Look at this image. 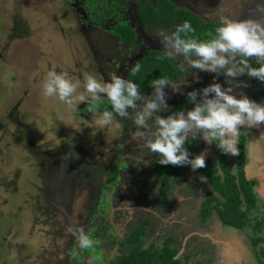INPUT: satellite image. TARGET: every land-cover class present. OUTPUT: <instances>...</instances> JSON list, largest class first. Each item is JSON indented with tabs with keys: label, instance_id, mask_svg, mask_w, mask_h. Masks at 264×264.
I'll use <instances>...</instances> for the list:
<instances>
[{
	"label": "rangeland",
	"instance_id": "obj_1",
	"mask_svg": "<svg viewBox=\"0 0 264 264\" xmlns=\"http://www.w3.org/2000/svg\"><path fill=\"white\" fill-rule=\"evenodd\" d=\"M169 1L202 21L219 22L221 15L264 19V0ZM145 2L156 0H0V264H102L130 251L120 242L143 220L148 222L144 246L171 238L179 264H264V221L260 231L252 228L253 218L264 213V125L239 133L238 143L243 136L248 145L245 172L257 199L250 222L235 229L223 225L215 211L205 220L199 216L207 192L214 191L191 168L188 181L171 179L162 203L153 171L161 164L133 140L136 110L129 109L127 117L114 114L112 123L99 127L101 113L92 115L77 99L84 94L85 74L101 82L109 73L126 78L146 51H163L156 34L174 31L176 24L143 26L136 8ZM117 21L132 28L133 44L111 34ZM175 60L180 67L183 58ZM53 68L77 85L75 104L43 95ZM185 68L175 80L187 77L188 85L179 93L166 90L170 108L160 115L178 110L172 99L214 82L215 74L199 72L197 83L196 70ZM239 80L248 87L235 88L234 94L264 103V86ZM215 82L227 86L223 75ZM149 126L154 127L151 121ZM192 142L199 153L207 151L206 160L217 156L212 145ZM141 155L147 163H138ZM237 158L227 155L233 174ZM113 165L117 177L110 183ZM69 226L83 228L95 246L79 249ZM253 236L259 238L254 247Z\"/></svg>",
	"mask_w": 264,
	"mask_h": 264
},
{
	"label": "clouds",
	"instance_id": "obj_2",
	"mask_svg": "<svg viewBox=\"0 0 264 264\" xmlns=\"http://www.w3.org/2000/svg\"><path fill=\"white\" fill-rule=\"evenodd\" d=\"M194 28L189 21L177 25L174 31L161 29L156 41L164 51L160 59L182 57L181 68L196 70L192 72L195 81L200 80L199 72L212 73L215 77L223 75L226 87L219 82L208 84L200 89L186 93L193 105L187 110H177L167 116L159 113L169 111L168 92H182L188 85L183 80H170L165 77L151 81L153 91L142 95L139 86L130 79L116 73H109L108 80L101 82L91 74H85L81 87L84 94L77 99L84 103L87 112L92 115L100 112L102 97H107L111 111L104 109L97 121L99 127L113 122L114 114L127 117L128 110H136L133 117V140L139 148L158 158V163L167 166H190L193 171L206 167L207 151L192 155L185 146L196 140L215 146L225 155L239 156L238 137L242 128L251 129L264 125V103L250 99L246 94L239 97L235 88L248 87L247 81L239 77L247 75L264 84V19H232L221 15L214 33L209 32L208 39L194 38ZM251 61H255L254 66ZM140 65L135 64L130 72L136 74ZM77 85L70 81L66 73L55 68L47 73L42 84L46 97H58L60 101L73 105ZM142 105L137 110V105ZM152 122L154 127L149 126ZM144 155L138 157V163H147ZM204 180V177H200ZM68 231L75 237L76 246L88 250L95 241L78 226H69Z\"/></svg>",
	"mask_w": 264,
	"mask_h": 264
},
{
	"label": "trees",
	"instance_id": "obj_3",
	"mask_svg": "<svg viewBox=\"0 0 264 264\" xmlns=\"http://www.w3.org/2000/svg\"><path fill=\"white\" fill-rule=\"evenodd\" d=\"M119 8V6H115L114 10ZM136 12L143 26H149L157 22L176 24L177 26L187 20L195 30L191 35L201 40L208 39L207 34L210 31L214 33L215 28L219 24L217 21H202L200 16L189 9L178 7L169 0H156L155 4L151 2L141 3L137 6ZM110 32L126 44L130 45L135 41L134 31L124 21H117ZM161 56H164V51L157 49L148 50L134 63V65H140V71L136 74H132L130 70L128 72L126 79H130L136 83L142 95H147L153 91L150 86L152 80L160 77L175 80L182 73L180 67L176 65L175 58L160 59L159 57ZM251 63L254 66H258L255 65V61H251ZM243 77L259 86H264L260 81L249 78L247 75ZM171 103L175 104L178 110H181V107L185 104H191L186 94L177 99H172ZM104 109L112 110L110 103L106 100L100 103V113ZM185 146L192 155L199 153L197 145L193 142L187 143ZM212 146L217 153V165L206 160L207 166L196 170L198 174L208 180L214 191L207 192L202 202L199 216L205 220L212 211H215L223 225L242 229L250 222L248 213L255 207L256 203L251 185L245 178L244 166L246 155L244 152V137L241 136L238 143L240 154L237 158L236 174H233L231 171L227 155L221 153L215 144H212ZM117 168L118 166L116 165L110 167V173L107 177L110 183L115 182ZM190 168V166L177 167L172 165H156L153 167L154 173L160 178L158 193L163 204L166 203L167 194L171 189V179L175 178L181 182L188 181V171ZM218 170L221 171V175L218 174ZM106 189L109 190V188ZM253 221V231H260L264 221V213L261 218H253ZM147 223V220H143L131 231L129 236L120 242L121 245L130 247L128 253L102 264H179V260L175 258L176 250L171 246V238H166L160 245L151 244L147 247L144 246L143 238L146 234ZM258 242L259 238L254 236L251 238L253 247Z\"/></svg>",
	"mask_w": 264,
	"mask_h": 264
},
{
	"label": "crops",
	"instance_id": "obj_4",
	"mask_svg": "<svg viewBox=\"0 0 264 264\" xmlns=\"http://www.w3.org/2000/svg\"><path fill=\"white\" fill-rule=\"evenodd\" d=\"M212 149H213V151L216 153V151L214 150V148H213V146H212ZM248 145L246 144V142H245V145H244V152H245V158H246V161H247V157H248ZM217 154V153H216ZM215 158V159H214ZM214 158H213V160L211 159L210 160V158L208 157L207 158V160H209L210 162H212L213 164H215L216 163V161H217V156L216 155H214ZM248 162V161H247ZM215 165H217V163L215 164ZM244 172H245V166H244ZM245 178L248 180V175L246 174V172H245ZM256 197V196H255ZM257 199V198H256ZM219 219V218H218ZM220 221V220H219Z\"/></svg>",
	"mask_w": 264,
	"mask_h": 264
}]
</instances>
